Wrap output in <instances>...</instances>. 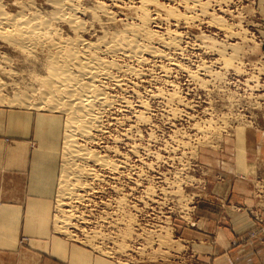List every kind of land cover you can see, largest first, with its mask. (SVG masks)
Wrapping results in <instances>:
<instances>
[{"label": "rangeland", "instance_id": "rangeland-1", "mask_svg": "<svg viewBox=\"0 0 264 264\" xmlns=\"http://www.w3.org/2000/svg\"><path fill=\"white\" fill-rule=\"evenodd\" d=\"M96 1L113 11L116 25L107 24L110 29L141 23L139 0L82 4L94 7ZM158 1L164 10L155 19L150 8L149 28L166 41L177 36V44L170 47L159 37L153 42L159 56L116 58L122 82L104 83L114 101L103 110L102 131L78 136L89 151L111 161L106 166L82 162L97 179L86 178L85 190L77 191L84 196L74 201L75 224L68 231L59 227L63 211L58 203L70 116L47 105L7 102L37 99L38 90L46 88L38 81L45 70L38 73L0 40V56L12 58L9 67L15 70L4 76L15 84L0 91V107L32 113L28 137L33 147L44 141L46 121L38 116H49L59 146L51 191L36 190L53 172L35 169L36 160L45 156L35 154L16 184L4 178L1 187L18 190L0 191V264H264V0ZM12 4L7 8L14 10ZM38 4L44 13L50 10L43 0ZM98 14L79 13L89 26L82 33L86 40L103 33L106 16ZM60 27L64 35L73 34L65 23ZM44 197L51 203L47 221L12 210L21 222H5L12 217L1 205L24 201L32 206Z\"/></svg>", "mask_w": 264, "mask_h": 264}, {"label": "bare ground", "instance_id": "bare-ground-1", "mask_svg": "<svg viewBox=\"0 0 264 264\" xmlns=\"http://www.w3.org/2000/svg\"><path fill=\"white\" fill-rule=\"evenodd\" d=\"M8 1L9 0H0V40L15 53L17 52L27 61L33 63L34 68L35 70H38V73L39 70H45V75L39 77L41 80H36H38L39 83L42 81V85L46 88L43 87L44 89H39L40 91L38 90L37 99L35 98L36 96H32L31 98L21 97L7 102L12 105H34L39 108L47 105L54 109H63L70 116L67 122L69 134H67L66 140V164L61 178V198L58 203V208L63 211V217L60 220L59 227L64 231H68V229L75 224V213L73 211L75 209L74 206L76 205H74V201H76L77 198L84 196L81 195V193L78 194L77 191L86 188V185L84 186V180L86 178L97 177V174L93 171L94 169L85 167L86 164L84 166L82 162L86 160H94L96 165L106 166V164H110L109 162L111 161H108L105 153V155H100L89 151V149L79 143L78 136L81 135L88 137L93 129L102 131L100 127L103 110L107 106H112L114 101V96L112 97L111 94L105 91L104 83L106 81H113L115 84L122 82V78L120 77L121 79H119L117 74L122 68V66H118L119 63H117V57H128L143 61L145 53H149L153 56L161 55V50L156 48V46L153 45V42L158 39L160 41L163 38H161L158 33L150 30L149 25L152 17L149 12L150 8L154 7L153 10L156 12L155 19H157L161 17L164 9L163 6L161 7V3L158 0H139L141 5L140 7L138 6V9H141V23H129L128 21L122 25L119 23L121 26H116L117 28L114 27V29H110L111 27L108 28V25H116V23H114L116 18L113 16V11H110L101 1H96L94 7H87L83 5L84 3L82 4V0H43V2L49 5L50 8V10L45 13L41 9L42 4L40 6L38 4V1L40 2V0H12V5L16 6L14 10L7 8V4L11 0ZM89 11L92 12L93 17L99 16V12H102V14L106 16L102 22L103 33L94 41L86 40L83 38L84 36L82 34L89 26L80 17L79 13L84 14ZM171 12L169 14H172ZM167 14L168 13H166V15ZM185 16H187V14ZM63 23L72 30V35H64V30L60 27ZM176 37L177 36L170 38L169 41H166L164 38L165 40L163 39V42L169 46L174 42L177 44ZM233 47L235 48V46ZM20 55L18 56L20 57ZM107 55H110L112 58H108ZM0 57L2 58L0 59L1 91L8 84L5 80L6 78L4 79V76L12 75L15 73V70L9 67L12 58L10 59L4 54ZM15 57L16 55L14 58ZM130 71L132 70L130 69ZM191 71H189V73ZM14 84L12 82V84L8 85ZM0 102H4L1 96ZM114 166L118 167L115 163L113 166L111 165V167ZM117 167L115 169H117ZM102 179L104 178H101V181ZM65 206H68L71 209H65Z\"/></svg>", "mask_w": 264, "mask_h": 264}, {"label": "crops", "instance_id": "crops-1", "mask_svg": "<svg viewBox=\"0 0 264 264\" xmlns=\"http://www.w3.org/2000/svg\"><path fill=\"white\" fill-rule=\"evenodd\" d=\"M46 116H48L46 114ZM55 116V115H54ZM54 116H51L54 118ZM39 119L45 122L42 127L43 131L42 137L44 141H39V146H32V141L28 137L30 134V128L32 127L34 117L31 112L22 109H6L5 107H0V191H17V187L8 186L1 187L4 178L10 181L7 184H16V178L18 175H23L24 170L28 172L32 167V161L34 160L35 154L38 156H45L41 160L37 159L34 165L35 169L37 166L38 173L45 170V168H53V172L50 173V178L48 181L43 183L44 187L37 188L38 191L48 192L52 190V183L54 177H56L58 172V156H59V146L56 145L55 137L56 133L52 131L55 127V121L49 123V116L44 118L43 115L38 116ZM60 123V122H59ZM50 125L52 128H50ZM27 135V136H26ZM7 137V139H6ZM29 174V173H28ZM44 175L47 172L44 171ZM39 184V183H38ZM29 190V188H24V190ZM23 190L22 188L19 189ZM34 189H30L32 191ZM49 197H44V199L37 200L33 202L34 205H26L24 201H18L14 203H5L1 205V208L8 209L7 217H12V219H7L5 222H21L20 219L15 220L14 214L10 213L15 210L18 214L23 212L29 213L30 217L38 218L41 221H47L51 211V203L48 202ZM30 206V212H28V207Z\"/></svg>", "mask_w": 264, "mask_h": 264}]
</instances>
